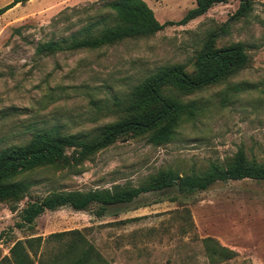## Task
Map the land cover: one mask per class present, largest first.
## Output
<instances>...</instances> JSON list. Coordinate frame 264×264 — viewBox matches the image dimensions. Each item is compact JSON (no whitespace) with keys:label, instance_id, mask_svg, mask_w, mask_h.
Here are the masks:
<instances>
[{"label":"rangeland","instance_id":"rangeland-1","mask_svg":"<svg viewBox=\"0 0 264 264\" xmlns=\"http://www.w3.org/2000/svg\"><path fill=\"white\" fill-rule=\"evenodd\" d=\"M111 1L28 0L0 16V150L22 144L37 130L95 135L117 120L108 112L113 100L158 68L179 64L192 73L212 33H218L217 48L242 43L250 62L217 84L179 95L202 113L183 122L170 143L123 138L82 163L22 176L32 186L12 203L15 211L0 203V262L16 241L31 237L44 240L33 264L50 260L60 243L45 239L80 230L105 264H264V181L219 182L183 193L169 188L108 207L101 217L97 206L86 212L62 207L44 212L32 226L20 225L23 208L51 193L137 187L166 170L196 175L212 163L227 164L238 150L264 164V0H252L251 12L239 20H231L239 2L229 0L181 26L168 23L181 20L195 0H144L166 24L152 36L95 50L36 53L40 44L110 16L105 5ZM11 2L0 0V8ZM206 239L234 255L211 259Z\"/></svg>","mask_w":264,"mask_h":264},{"label":"trees","instance_id":"trees-1","mask_svg":"<svg viewBox=\"0 0 264 264\" xmlns=\"http://www.w3.org/2000/svg\"><path fill=\"white\" fill-rule=\"evenodd\" d=\"M28 0H12L0 8V16L18 3ZM229 0H195L175 25H185L204 15L214 5ZM239 7L231 20H239L252 10V0H237ZM110 16L101 18L78 29L68 38L47 41L36 48L38 55L64 51L95 50L113 45L125 39L145 38L163 30L151 8L144 0H113L105 5ZM109 21V23H107ZM225 26L221 29L223 32ZM218 33H212L197 54L194 71L188 73L183 65L158 68L151 75L134 85L123 99H115L108 112L117 116L115 122L100 128L93 136L64 134L59 129L37 130L19 145L0 150V203H17L32 186L22 176L44 168L60 169L79 164L98 151L123 138H146L153 146L172 141L178 127L202 113L195 101H183L179 95H190L209 85L217 84L248 66L250 59L242 43L217 48ZM69 151L71 153H69ZM264 181V164L248 160L238 150L225 165L212 163L200 174L180 177L172 170L160 171L146 183L137 187L115 185L110 189H95L51 193L28 203L20 212V225L32 226L46 211L68 207L75 212H86L97 206L95 215L101 217L108 207L129 204L142 194L177 188L186 191H206L216 183L229 181ZM15 211V205H10ZM42 237L16 241L9 249V257L0 264H33V256L40 250ZM46 242L59 241L57 254L50 260L39 259V264H105L80 230L49 235ZM204 244L209 257L220 260L231 258L234 253L208 239Z\"/></svg>","mask_w":264,"mask_h":264}]
</instances>
